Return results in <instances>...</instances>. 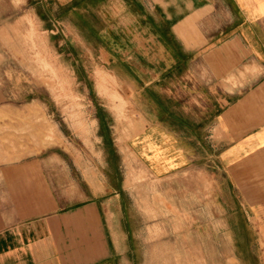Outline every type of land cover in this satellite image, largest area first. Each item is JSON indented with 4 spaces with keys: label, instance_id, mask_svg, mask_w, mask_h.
I'll return each mask as SVG.
<instances>
[{
    "label": "crops",
    "instance_id": "obj_1",
    "mask_svg": "<svg viewBox=\"0 0 264 264\" xmlns=\"http://www.w3.org/2000/svg\"><path fill=\"white\" fill-rule=\"evenodd\" d=\"M100 6L101 32L124 34L116 35L124 43L118 46L157 50L154 59H136L155 62V76L136 80L142 87L133 98L149 123L135 126L132 151L156 176L193 160L219 162L252 218L262 211L263 225L264 0H101ZM62 159L52 153L0 162V264H126L122 189L110 185L107 170L78 177L62 168Z\"/></svg>",
    "mask_w": 264,
    "mask_h": 264
},
{
    "label": "rangeland",
    "instance_id": "obj_2",
    "mask_svg": "<svg viewBox=\"0 0 264 264\" xmlns=\"http://www.w3.org/2000/svg\"><path fill=\"white\" fill-rule=\"evenodd\" d=\"M90 3L0 0V162L58 153L78 177L107 170L122 189L126 264H264L262 211L252 218L219 162L156 176L132 151L149 123L136 80L155 76L136 59L157 50L118 46L124 34L102 33L101 0Z\"/></svg>",
    "mask_w": 264,
    "mask_h": 264
}]
</instances>
